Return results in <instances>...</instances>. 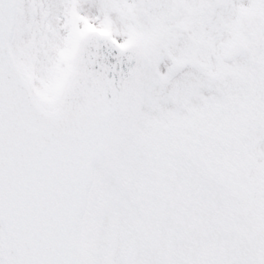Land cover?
Segmentation results:
<instances>
[{"label":"snow or ice","instance_id":"6c2138e0","mask_svg":"<svg viewBox=\"0 0 264 264\" xmlns=\"http://www.w3.org/2000/svg\"><path fill=\"white\" fill-rule=\"evenodd\" d=\"M0 264H264V0H0Z\"/></svg>","mask_w":264,"mask_h":264}]
</instances>
